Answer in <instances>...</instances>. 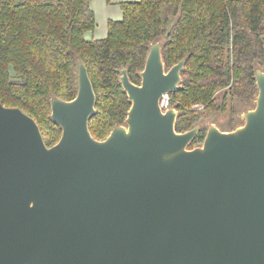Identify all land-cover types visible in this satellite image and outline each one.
I'll return each mask as SVG.
<instances>
[{
	"label": "water",
	"instance_id": "obj_1",
	"mask_svg": "<svg viewBox=\"0 0 264 264\" xmlns=\"http://www.w3.org/2000/svg\"><path fill=\"white\" fill-rule=\"evenodd\" d=\"M186 58L165 68L152 41L124 124L96 138V93L77 63V92L51 97L61 135L46 145L38 123L0 102V264H264V68L243 124L177 131Z\"/></svg>",
	"mask_w": 264,
	"mask_h": 264
},
{
	"label": "trees",
	"instance_id": "obj_2",
	"mask_svg": "<svg viewBox=\"0 0 264 264\" xmlns=\"http://www.w3.org/2000/svg\"><path fill=\"white\" fill-rule=\"evenodd\" d=\"M90 1L0 0V102L31 115L46 145L62 130L51 119V97L75 96L79 60L96 93L88 126L102 139L124 123L131 104L119 69L126 67L130 80L140 83L155 40L166 69L186 58L180 87L168 93L177 131L204 119L203 109L193 105L225 109L229 95L233 115L253 103L254 71L264 68V0L120 1L122 18L108 21L104 37L87 39L85 32L95 26ZM220 88L225 90L217 95ZM206 130L200 124L188 147L203 142Z\"/></svg>",
	"mask_w": 264,
	"mask_h": 264
},
{
	"label": "rangeland",
	"instance_id": "obj_3",
	"mask_svg": "<svg viewBox=\"0 0 264 264\" xmlns=\"http://www.w3.org/2000/svg\"><path fill=\"white\" fill-rule=\"evenodd\" d=\"M224 90L225 89L220 88L217 90L216 94L217 95L221 94V93H223ZM257 91H258V89H257ZM232 104H234V103H232V100L230 99V96L228 95L227 96V106L225 109H221L220 107H217L215 110H212L209 108L204 109L203 105H196V106L193 105V107H196L200 110L203 109V113H204L203 116H205V117L202 120V122L199 123V125L203 124V125H207V127H208V125L212 123V124L217 125L218 127L219 126L222 127V125H224L226 127L225 129L232 126L233 128H231V129H234V128L238 127L239 125L243 124V119L241 118V115L246 109L252 108L255 105V98L253 100V103H251V105L245 109H244V106L242 107V105L238 106V109H239L238 112H236V114H233V115L231 114V111H230ZM124 123H121V124H124ZM231 129H227V130H231ZM202 143L203 142L197 143L192 147L202 145Z\"/></svg>",
	"mask_w": 264,
	"mask_h": 264
},
{
	"label": "crops",
	"instance_id": "obj_4",
	"mask_svg": "<svg viewBox=\"0 0 264 264\" xmlns=\"http://www.w3.org/2000/svg\"><path fill=\"white\" fill-rule=\"evenodd\" d=\"M120 1L126 0H91L90 4L95 13L94 28L85 32L87 39L104 37L107 33V23L111 19H121L123 12Z\"/></svg>",
	"mask_w": 264,
	"mask_h": 264
},
{
	"label": "built area",
	"instance_id": "obj_5",
	"mask_svg": "<svg viewBox=\"0 0 264 264\" xmlns=\"http://www.w3.org/2000/svg\"><path fill=\"white\" fill-rule=\"evenodd\" d=\"M160 106H161V108L163 110L166 109V108H168L170 106V104H169V95L168 94H164L161 97Z\"/></svg>",
	"mask_w": 264,
	"mask_h": 264
}]
</instances>
